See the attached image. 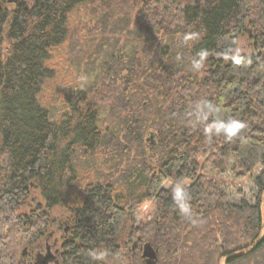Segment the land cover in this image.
I'll return each mask as SVG.
<instances>
[{
    "label": "trees",
    "instance_id": "1",
    "mask_svg": "<svg viewBox=\"0 0 264 264\" xmlns=\"http://www.w3.org/2000/svg\"><path fill=\"white\" fill-rule=\"evenodd\" d=\"M2 1L0 264H25L22 245L43 236L54 207L71 221L63 264H92V251L119 264L123 248L129 264H147L129 248L134 239L152 244L154 264H264V0H20L11 10ZM86 3L100 16L96 30L119 37L99 43L108 62L98 87L66 89L59 117L55 63ZM243 35L252 50L237 56ZM203 101L242 120L240 136L206 138L193 114ZM100 149L117 160L92 173ZM178 182L194 223L173 205ZM32 188L45 207L21 214Z\"/></svg>",
    "mask_w": 264,
    "mask_h": 264
},
{
    "label": "rangeland",
    "instance_id": "2",
    "mask_svg": "<svg viewBox=\"0 0 264 264\" xmlns=\"http://www.w3.org/2000/svg\"><path fill=\"white\" fill-rule=\"evenodd\" d=\"M15 1V0H11ZM2 3L4 9H14L17 4L15 2L8 3V0H3ZM96 9L92 4L86 3L77 7L75 12L71 16L70 20V36L66 42V47L62 52L59 62H56L58 68L57 74L54 79L51 80L53 85L56 86L55 96L52 98L51 102L57 108L58 116H61V111L65 107L64 105V93L65 90L74 87L76 85L85 87H98V79L108 58L99 45L102 40H109L107 43V48L113 44L119 36H113V34L107 32L96 30L95 26L99 19V14L94 12ZM106 13H102L103 18H105ZM118 14L114 15L113 19H117ZM125 37L123 38L124 41ZM129 47V46H126ZM252 50L251 43L248 41L246 35L241 36L239 44L235 49V55L248 54ZM123 53H127L124 51ZM103 112L101 114V126L110 125V121L107 120L108 112ZM148 144L150 147H154L156 144L155 135L149 133L146 136ZM90 157V156H88ZM105 157V158H104ZM111 158V159H110ZM93 160H95L93 162ZM117 160L115 155L108 153L107 150L100 149L96 151L90 158L91 162V172L95 173L96 170H102L105 168L109 170L114 166V162ZM34 204V205H33ZM40 206L45 207V200L43 199L41 192L37 188H32L29 198L26 200L25 204L20 210L21 214H31V212L37 210ZM39 211H44L38 210ZM48 217V224L43 231L42 239L50 233L53 234L51 243L54 240H58V246L62 248L66 239H70L72 236L71 221L68 217L67 211L61 207H54L45 211ZM70 228V229H69ZM69 229V230H68ZM67 230V232H66ZM121 241L119 242L122 247L125 245L126 239L125 235H121ZM137 239L129 243V248L135 245ZM45 242V241H44ZM28 244H23L20 251V260L22 261L21 253ZM135 246V247H134ZM144 244H140L137 248L135 255L141 256ZM122 255L117 259L119 264H129L130 251L127 248L120 249ZM108 264V263H107Z\"/></svg>",
    "mask_w": 264,
    "mask_h": 264
},
{
    "label": "clouds",
    "instance_id": "3",
    "mask_svg": "<svg viewBox=\"0 0 264 264\" xmlns=\"http://www.w3.org/2000/svg\"><path fill=\"white\" fill-rule=\"evenodd\" d=\"M190 39L192 37L187 35L183 37L185 43ZM207 55L208 52L206 50H201L196 54V57L191 61L193 71H199L202 68ZM224 58L227 60L229 56L226 54ZM179 59L180 56L178 55L177 60ZM232 59L235 63L240 62L235 57H232ZM193 114L196 124H204L203 132L205 137L209 139L214 136H223L226 141H232L239 137L246 127L245 123L240 119L235 117L225 118L220 110L208 101L197 103L193 109ZM171 199L179 214L189 222L194 223L190 208L191 195L183 183L178 182L171 188ZM89 257L92 264H102L105 261L106 253L103 251H92L89 253Z\"/></svg>",
    "mask_w": 264,
    "mask_h": 264
},
{
    "label": "flooded vegetation",
    "instance_id": "4",
    "mask_svg": "<svg viewBox=\"0 0 264 264\" xmlns=\"http://www.w3.org/2000/svg\"><path fill=\"white\" fill-rule=\"evenodd\" d=\"M12 2L18 4L20 0H8V3ZM52 236L53 234L50 233L45 237V242L41 237L38 241L28 244L21 253L22 262H25V264H63L64 245L60 248L58 240L51 243ZM137 248L136 246L134 249Z\"/></svg>",
    "mask_w": 264,
    "mask_h": 264
},
{
    "label": "water",
    "instance_id": "5",
    "mask_svg": "<svg viewBox=\"0 0 264 264\" xmlns=\"http://www.w3.org/2000/svg\"><path fill=\"white\" fill-rule=\"evenodd\" d=\"M142 256L146 259L147 264L155 263V260L157 259V252L151 243L144 244Z\"/></svg>",
    "mask_w": 264,
    "mask_h": 264
},
{
    "label": "bare ground",
    "instance_id": "6",
    "mask_svg": "<svg viewBox=\"0 0 264 264\" xmlns=\"http://www.w3.org/2000/svg\"><path fill=\"white\" fill-rule=\"evenodd\" d=\"M34 205V204H33ZM40 217H42V216H40ZM135 250V252H137V249H134ZM143 250V249H142ZM143 254V251H142V253H141V255ZM134 255H135V253H134ZM143 257V256H142ZM145 259V258H144ZM146 260V259H145ZM146 262V261H145ZM147 263V262H146Z\"/></svg>",
    "mask_w": 264,
    "mask_h": 264
}]
</instances>
